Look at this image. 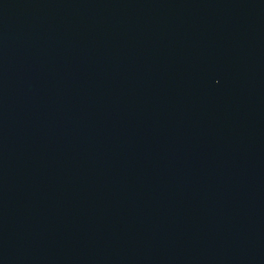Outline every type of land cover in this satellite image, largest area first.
I'll return each mask as SVG.
<instances>
[{
	"label": "water",
	"instance_id": "obj_1",
	"mask_svg": "<svg viewBox=\"0 0 264 264\" xmlns=\"http://www.w3.org/2000/svg\"><path fill=\"white\" fill-rule=\"evenodd\" d=\"M0 264H264V0H0Z\"/></svg>",
	"mask_w": 264,
	"mask_h": 264
}]
</instances>
